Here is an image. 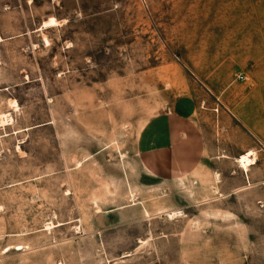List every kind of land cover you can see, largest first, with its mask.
I'll use <instances>...</instances> for the list:
<instances>
[{
  "label": "rangeland",
  "instance_id": "374dc122",
  "mask_svg": "<svg viewBox=\"0 0 264 264\" xmlns=\"http://www.w3.org/2000/svg\"><path fill=\"white\" fill-rule=\"evenodd\" d=\"M0 38V264H264V0H0ZM183 96L209 169L166 187L138 138Z\"/></svg>",
  "mask_w": 264,
  "mask_h": 264
},
{
  "label": "crops",
  "instance_id": "0c3cea01",
  "mask_svg": "<svg viewBox=\"0 0 264 264\" xmlns=\"http://www.w3.org/2000/svg\"><path fill=\"white\" fill-rule=\"evenodd\" d=\"M198 115L194 100L183 96L176 99L168 111L149 120L140 132L138 153L143 159V169L162 186H176L178 182L201 176L209 169V147ZM177 213L171 211L166 215L171 220L179 217ZM144 214L148 216V212Z\"/></svg>",
  "mask_w": 264,
  "mask_h": 264
},
{
  "label": "bare ground",
  "instance_id": "6f19581e",
  "mask_svg": "<svg viewBox=\"0 0 264 264\" xmlns=\"http://www.w3.org/2000/svg\"><path fill=\"white\" fill-rule=\"evenodd\" d=\"M1 41H2V40H1V38H0V42H1ZM9 108H10L13 112H18V111H19V109H18V105H17L16 101H11V102H9ZM13 122H14V119H13V115H12L11 113L0 114V128H5V127H7V126H10V125H12ZM18 133H20V132L15 131L14 134H18ZM253 155H254V154H253L252 152H248L247 154H244V155H242L241 157H239V158L237 159L240 168L243 169L245 172H247L248 169H249L251 166L255 165V161H254V159H253ZM97 209H98V212H100L98 207H97ZM49 225H53V224L50 223V224H48L47 226H49ZM47 230H48V228H47ZM146 243H147V242H145V241L140 242L141 245H144V244H146ZM21 249H22V248L19 247L17 250H21ZM128 256H130V254H126V255H124L122 258H124V257H128Z\"/></svg>",
  "mask_w": 264,
  "mask_h": 264
}]
</instances>
